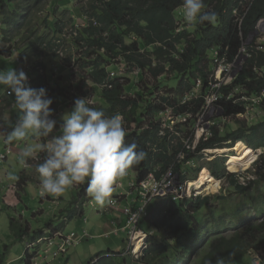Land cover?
<instances>
[{
  "label": "trees",
  "instance_id": "trees-1",
  "mask_svg": "<svg viewBox=\"0 0 264 264\" xmlns=\"http://www.w3.org/2000/svg\"><path fill=\"white\" fill-rule=\"evenodd\" d=\"M44 4V0H0L1 24L6 28L2 39L4 40L6 36L9 38L5 41L9 43V47L0 48V55L11 57L17 53L18 59L24 62L31 61L35 72L44 69V53L66 66H70L72 61L71 57L63 59L59 56L57 49L60 44L56 41L61 39L59 37L64 28L68 26L74 28L71 25L73 20L68 18V11H66L59 17L60 22L55 21L56 18L52 20L51 15H48L46 20L39 21L40 25H38L35 17L43 11ZM205 4L207 10H214L219 14L218 22L215 25L206 22L198 25L196 36L192 37L186 31L176 33L178 26L174 14L175 10L182 6V0H101L97 10L91 7L92 14L88 15L86 26L82 29L75 28L76 35H71L72 44L77 51L85 48L84 55L97 56L96 61L83 66V69L91 67L87 81L102 87L101 98L108 105V108L103 110L109 115L120 113L127 127L126 143L136 142L147 153L146 158L139 165L130 169L137 171L135 178L137 181L145 180L149 174H154L159 179L171 167L173 173L184 180L180 173L181 165L195 157H202L200 152L203 150L233 148L237 142L245 143L252 150L264 147V121L250 127L246 132L243 129H237L224 136H220V131L213 126L210 128L211 136L202 137L193 152L185 150L184 159L181 163H177L176 157L179 150L174 148L173 141L179 138L172 136L168 140L167 135H160V132L164 131L167 134L170 131L164 130L160 121L154 120V116L164 108L147 102L142 94H136V97L125 96L124 81L111 79L106 68L102 66L105 58L117 55L123 56L127 63L133 64L142 71L150 67L152 58L155 61H162L178 74L179 81L173 89V99L176 102L189 93L190 88L187 85L195 75H197L196 79L201 80L202 89L209 88V83L213 80L212 66L215 63L216 52L218 51L220 57H216L218 60L226 57L228 62L233 61L241 46V36L244 39L259 20L264 19V0H205ZM51 22L53 28H50ZM41 25L51 31L43 32ZM126 36H136L141 44L132 43L127 46L124 40ZM181 41H183V47L178 50L176 45ZM147 46H154L153 52L146 51ZM261 46L264 47V44ZM246 51L249 58L232 83L221 88V93L224 95H228L231 88L235 86H242L245 91L256 96L264 92V50L256 49L252 44L246 47ZM256 70L260 71L259 75L255 73ZM45 84L46 78L40 74L31 80L33 88H40ZM64 92L59 90L61 95ZM222 97L215 105L223 108V116L229 117L242 113V102L237 104L233 102L234 100L224 101ZM166 104L171 106L167 102ZM203 104L204 97L201 94L199 98L190 100L178 108L171 107L174 108V113L177 114L175 117H177L194 114L202 108ZM186 105H192L194 109L188 110ZM261 107L264 111V98ZM144 117L148 119L147 127L139 130L142 127L140 126L142 122L139 120ZM131 125L134 129L130 128ZM188 135L189 132L184 138L189 139ZM251 149L249 150L253 153ZM211 164V162L205 164L201 173L209 171L216 179L209 174L214 181L222 177L231 178L230 185L235 193L245 190L236 183L234 174L226 172L225 168L218 171V164ZM213 165L215 169L212 168ZM25 179L26 177L21 174L17 185L22 187ZM81 193H83L82 190ZM84 196H86L85 192ZM209 198L196 196L190 200H180L178 203L170 199L159 200L149 225L155 231H164L165 236L162 240H158L153 234L148 236L146 248L135 262L139 264H216L217 258L223 257L228 264H241L247 252L262 251L260 258L264 263V219L259 222L260 214L264 213L258 210L255 219L250 221L238 214H228L227 217L221 218L222 225L219 224L220 218H217L215 222L202 221L196 216L206 208ZM185 203L187 205L184 208ZM163 210L169 212H163ZM75 216L74 210L70 219ZM79 216L81 217L82 214ZM9 219V228L15 241L22 240V237L28 234L27 228L22 229L17 226L14 218ZM73 233L77 237L86 233L87 237L82 238L72 247L89 238L85 231ZM168 237L171 238L170 241ZM58 244L56 243V250L53 253L50 252L51 255L57 252ZM122 254V251L109 249L100 251L89 259L88 264H128L129 259ZM30 258L31 256L26 253L24 263L30 264Z\"/></svg>",
  "mask_w": 264,
  "mask_h": 264
},
{
  "label": "rangeland",
  "instance_id": "rangeland-1",
  "mask_svg": "<svg viewBox=\"0 0 264 264\" xmlns=\"http://www.w3.org/2000/svg\"><path fill=\"white\" fill-rule=\"evenodd\" d=\"M44 1L45 4L43 11L35 17V22H37L38 25H40L39 21H42L43 19L46 20V16L48 15H51L50 18L52 20H55L56 18L55 21L60 22L59 17L62 16V13L68 11V18L73 20L71 25L76 29H82L86 26L88 22V15L92 14L91 7H94L97 10L101 5V0ZM174 17L176 20V25L178 26L176 33L186 31L191 37L196 36L195 34L198 25L195 28H192L186 24L183 19L182 6L175 10ZM50 28H53L52 22L50 23ZM71 28L72 27L68 26L63 29V32L59 37L62 39V41L58 47V49L62 47L61 53L59 55L61 58H72L70 66L63 65L61 62L54 60L51 55L44 53V69L42 71L35 72L31 61L24 62L21 59L17 61V58H19L17 53H14L11 57L0 55V71H10L16 69L14 65H18L17 69H23L28 77L31 76V79L37 74L43 75L46 78V84L43 87L47 90L48 96L53 99V103L50 105V107L54 110V118L56 119H59V117L64 113L71 111L74 100L79 97H90L93 106L100 107L102 109L108 108L106 102H104L101 98L102 87L96 84H91L86 79L87 75L91 71V67L83 69V66L96 61L97 56L94 55L92 57H87L83 54L85 48L79 49L80 51H77L74 48L71 41V36L69 35ZM5 29V26L1 24L0 17L1 49H7L9 47V43L5 42L8 41V36H6L4 40L2 39L3 31ZM49 31H51V29H46L43 26V32ZM263 38L264 34L262 32H259V36L253 38V42L255 43L256 47H258V45L260 47V42L264 40ZM124 40L127 46L131 45L132 43L141 44L140 39L136 36H126ZM56 42L58 43V40ZM182 47L183 41L176 45L178 50H181ZM245 47L246 46H243L240 49V54H238L240 50L237 52V55L233 61L236 58L238 59L241 55L246 56ZM145 50L153 52L154 46H147L145 47ZM101 53L103 54V50ZM216 57L220 58L218 56V51L216 52L214 58ZM222 61L228 62L226 57H223L218 60V63H213V80L209 88L202 89V83L200 79H196L197 75H195V77L190 80V83H188L189 85H187L190 88L189 93L177 102L173 99V89L176 87L179 81L178 74L177 72L172 71L168 64H163L162 61H155V59L152 58V64L150 67L142 71L139 68H136L133 64L127 63L123 56L117 55L114 57L105 58L102 61V66L106 68V71L108 72L111 79H121L124 81L125 96L136 97V94H142L143 98L147 102L152 103L154 106L160 105L164 108L163 111L154 116V120L155 122L160 121L162 128L164 130L170 131L167 134H165L163 131L162 134L163 136L167 135L168 140H170L172 136L179 138L178 140L174 139L173 146L176 148V150H179V153L176 157V162L181 163L184 159L185 150L193 152V149L197 146L202 137L208 138L211 136V127L216 126V128L221 133L220 136H224L237 129H243L246 132L250 127L264 121V111L261 107V102L264 97L260 96L257 98L255 94L245 91L242 86H235L231 88V92L228 95L221 93V88L223 86L230 85L237 77L238 73L243 69L242 68L240 71H238L232 61L230 66L231 74L225 75V73H222V78H220L217 68L221 65L220 62ZM155 71H157V73ZM160 71H163V73H159ZM259 72V70L255 71V73H258V75ZM215 81H217V84L220 83V85H218L219 87L215 85ZM59 90H64L65 92L61 95ZM6 91L7 89L4 86H0L1 93L5 94ZM201 94L204 97V104L202 108L198 110V112L194 114L189 113V116H187V119L184 122L175 119V115L177 114L174 113L173 107L178 108V106L184 105V103L189 102L190 100L199 98ZM213 95H218L220 99L223 95L222 99L224 101L234 100V103L242 102V113L229 117L223 116V108L219 105L209 102ZM11 97L13 98L14 96ZM166 102L173 107L168 106ZM143 104L144 103H142V105ZM186 107L188 110L194 109L192 105H186ZM12 108H14L13 102L6 100H2L0 102V113H2V116H0V154H6L5 148L9 150V154L7 156L8 161L5 162L7 160L6 159L5 161L0 162V182H5L4 188L0 190V261L3 259L4 261L8 262V264H25L23 260L25 259V242H27V240L30 242L31 240L33 241L40 237H50L52 240H59L61 242L65 237L64 234H71L73 232L78 233V230H75L77 223H69L66 228V224L71 220L70 216L74 210L77 214H80L81 208L82 210L84 209V216L80 220L83 222L85 220L87 223L89 218L87 212L93 211L94 208H98L99 206L95 204V202L86 192L87 181L84 184L72 187L63 196L58 198L52 196L41 197L39 195V176L35 171V167L36 164L40 162V160L29 159L27 162H22L20 154L8 148L12 143H14L15 147L22 151V149L26 146V143L30 141H14L12 143H4L3 141L4 139L2 136L4 135L6 137L7 133L11 131L12 126H14L16 119L18 118L17 110L14 108L12 112ZM139 121L142 122L140 125L142 127L139 130L145 129L147 127L146 123L148 122V119L144 117ZM130 128L134 129V126L131 125ZM188 132L189 139L191 138L190 141L188 138H184ZM56 134H58V126ZM236 145L233 148H223L219 152H211L213 149L203 150L200 152L202 157H195L189 162L183 163L181 165L180 173L184 180L180 179V182L185 186L186 181L189 180L191 182L199 179L200 175L204 173H201V171L205 168V164L211 162L212 164H218V171H221L223 168H225L226 172L234 174L236 183L245 188L244 191L235 193L233 191V187L230 185L231 178L222 177L220 180L218 179L215 181L220 185L216 193L202 194L198 191H195L197 196L210 197L209 203L205 206L206 208H204L196 216L202 221L212 220L215 222L217 218H220L219 224H221V218L227 217L228 214H238L250 221V219H255L258 210L264 213V147H259L255 150H252L244 143L245 150L256 157L252 163L246 167L241 166L231 169L229 161L232 158H235L236 160L238 159L240 162L243 161L242 163H246L241 157L238 156V154H236ZM178 146H180V148ZM247 147L251 149L253 153ZM42 156L43 154H41V160ZM212 168L215 169V165H213ZM170 173L172 175L176 174L173 173L172 167L163 173L160 178L164 176L168 177ZM205 173H207V175L210 177L211 173L209 171H205ZM21 174L23 177L25 176L26 179L24 182H22V187H19L17 185V181ZM136 174L137 171L129 170L128 175L125 176V179H123L125 190L128 189V181H134ZM9 177H14V179H10ZM154 178V174H149L144 181L153 184ZM188 185L189 183L187 184V189ZM81 190L83 193H81ZM84 192L86 196H84ZM114 193L117 194L113 195L112 197L118 196L117 191H114ZM184 194L185 196L180 198H176L173 194H162L153 200L149 210V217L143 220L138 227L146 235L144 239V236H142V238L138 240L141 242V248L138 246L133 247L134 241H132V249L130 251L128 250L130 238L126 231V233L121 234L120 238L115 236H111L109 238L92 237L88 234L89 238L87 240H84L74 247H71L70 250L76 248V253L79 252L82 258L80 260L81 264H88L89 259L97 252H100L101 249V251H105L108 249V245H118L119 250L124 251V254L129 251V253L124 255L127 259H129L128 264H139L135 261L140 258V253L145 248L144 245L146 238L153 234L158 240H162L165 236L164 231H155L149 225V221L152 218L154 209L158 207L157 204L160 202L159 200L170 199L172 202L176 203L183 199L190 200V198L187 197L186 190H184ZM90 199L92 204H89L86 207V204L90 201ZM23 200H25V204L22 203ZM187 203H185L184 208L186 207ZM22 210L26 212L25 215L19 213ZM163 212L169 211L163 210ZM86 216L88 218H86ZM11 217L16 220L17 226L22 229L27 228L28 230V234L23 236L22 240L20 241H15L14 237L12 241H8L9 234L12 235V232L9 228V218ZM263 219L264 214H260L259 222H261ZM28 228L30 231H32L31 235ZM91 234L97 236L96 233ZM140 234L143 235L142 233ZM136 235L139 236V234ZM122 238V244L119 245ZM168 238L170 241L171 238ZM43 248L44 245L42 244L39 248L40 258L37 259L38 261H41L45 256ZM35 249L36 252H38V248ZM33 250H30V252H32L31 254H27L30 256H35L36 252L33 253ZM109 250L116 251L114 249ZM53 252L54 250L51 251V253ZM73 254L74 253H72V255ZM261 254L262 251L259 253L249 251L245 255L241 264H264L260 258ZM59 262L60 264L67 263L64 259H61ZM78 263L79 260L77 262L72 261L69 264Z\"/></svg>",
  "mask_w": 264,
  "mask_h": 264
},
{
  "label": "clouds",
  "instance_id": "clouds-1",
  "mask_svg": "<svg viewBox=\"0 0 264 264\" xmlns=\"http://www.w3.org/2000/svg\"><path fill=\"white\" fill-rule=\"evenodd\" d=\"M182 7L183 19L192 28L205 22L210 25L218 22L219 14L214 10H207L205 0H182ZM19 60L17 58V61ZM31 80V76L28 77L23 69L0 71V86H4L8 94L14 96L13 107L19 114L5 140L7 143L30 141L26 143L20 156L22 162H27L29 159L40 160L35 167L39 176V195L58 198L72 187L87 181L86 192L97 206H110L113 199H118V205L110 207H117L123 203L121 206L123 216L124 206L135 207L137 205L136 195L130 184L141 181L129 180L126 193L112 197L115 186L119 185L117 184L119 180L128 175L130 169L139 165L147 156V153L136 142L126 143L127 127L124 117L120 113L109 115L102 108L93 106L90 97H79L74 100L71 111L56 119L54 110L50 107L53 99L48 96L44 87H31ZM262 93L257 98L264 97ZM184 115L189 116V114ZM57 126L58 134H56ZM8 154L9 150H6V154L0 155H5L6 160ZM41 154H43L42 160ZM9 178L14 179V177ZM189 182V180L186 181V189ZM189 192H191L189 198L197 196L194 190ZM125 197H129V201L123 202ZM152 202L153 200L148 206V215L137 226L138 233L144 236L143 239L146 235L138 227L143 220L149 217ZM124 221L125 229V217ZM125 230L128 234V230ZM129 238L131 241L132 236ZM130 241L129 251L132 249ZM51 242L55 240L50 237H40L25 243L26 251L38 248L35 256L31 255L29 259L30 264H45L44 261L37 260L40 257L39 248L42 244L49 246ZM144 246L146 248V241ZM69 249L60 253L57 251L55 252L57 255L54 256L44 248L43 259L51 261ZM129 251L125 254L122 251V256ZM216 264H228V261L223 257H218Z\"/></svg>",
  "mask_w": 264,
  "mask_h": 264
},
{
  "label": "built area",
  "instance_id": "built-area-1",
  "mask_svg": "<svg viewBox=\"0 0 264 264\" xmlns=\"http://www.w3.org/2000/svg\"><path fill=\"white\" fill-rule=\"evenodd\" d=\"M259 26V27H257ZM259 32H262L264 34V19H261L257 25L254 27V29H252L250 32H248V34L244 37V39L241 36V46L239 48V50L243 47V46H251L252 44L255 46L256 49L259 50H264V47L261 46L262 44H264V40L260 42V47L258 45V47H256L255 43L253 42V38L259 36ZM69 35H76V31L75 28H71V32H69ZM264 39V38H263ZM61 39L58 40V43H61ZM245 47V49H246ZM61 49L62 47H60V49H57V53L60 55L61 53ZM238 50V51H239ZM241 53V50L239 51L238 54ZM245 55H241L238 59L236 58L233 61V64H235L237 70H241L243 65L245 64V61H247L248 58V54L247 51H245ZM215 63H218V58H215ZM221 65L217 68V71L219 73V77L222 78V73H225V75H230L231 74V62H220ZM242 65V66H241ZM42 71V70H40ZM29 81V80H28ZM215 85H220V83L217 84V81H215ZM212 83H209V87ZM6 96H11L8 94V90L5 92ZM262 95L264 96V92L262 93ZM219 96L218 95H213L211 97V99L209 100L210 103H217L219 102ZM175 119L179 120V121H186L187 116L186 115H182V116H177L175 117ZM174 119V120H175ZM160 134L162 135L163 132H160ZM5 160V155H0V161ZM177 178V179H176ZM130 187L133 189L135 195H136V201H137V205L135 207L131 206V205H127L123 207V216L126 218V225H125V229L128 230V234L129 236H132V239L130 241V244L132 243V240L136 237V234L139 232V230L137 229L138 223L146 218V216L148 215V206L150 204V202L152 200H154L157 196L162 195V194H173L176 198H180L185 196L184 194V190H186L187 193V197L191 196V192H189L186 189V186L180 182V178L177 174H169L168 177L164 176L162 178L157 179V177H155L153 179V184L148 183L146 181H141L139 183H131ZM119 200L118 199H113L112 203L110 206H116L118 205ZM65 236V235H64ZM87 237V234L84 233L83 236L81 237H77L74 233H71L67 236L64 237V239L60 242L59 240H56L55 242H51L49 243V245L52 244H58V252L60 253L61 251L72 247L74 244L78 243L82 238ZM31 247V246H29ZM57 253H54V256H56Z\"/></svg>",
  "mask_w": 264,
  "mask_h": 264
},
{
  "label": "crops",
  "instance_id": "crops-1",
  "mask_svg": "<svg viewBox=\"0 0 264 264\" xmlns=\"http://www.w3.org/2000/svg\"><path fill=\"white\" fill-rule=\"evenodd\" d=\"M14 66L16 68L18 67V65H14ZM2 100L14 102V97L12 98L11 96H6L5 94H3V93L0 92V102ZM13 110H14V108H12V112H13ZM2 137L4 139L3 140L4 143H6L5 136L3 135ZM8 148L12 149L14 152H18L19 154L21 153V150H18L15 147L14 143H12ZM5 149L7 150V148H5ZM7 161H8V159L5 162H7ZM123 179H125V178H123ZM123 179L122 180H119L117 182V184H119L118 186L117 185L115 186V191L118 192V196L124 195L126 193V191L128 190V189L125 190L124 183H123ZM4 184H5V182H0V190L2 188H4ZM128 184H127V187L129 188ZM116 194L113 193V195H116ZM125 201H129V197H125L124 200H123V202H125ZM22 203L25 204L26 203L25 200H23ZM19 204H21V203H19ZM89 204H92L91 199L86 204V207ZM122 205H123V203L120 206H117V207H110V206L107 205V206H104V207L94 208L93 211H88L87 214H88L89 218L86 216V218H88L87 223H86V221L83 222L82 220H80L84 216V213H85L84 212V209H83L82 212L80 213V214H82V216L80 217L79 214L76 213V216L73 219H71L66 224V228H67V226H68L69 223H77V225L75 227V230H78V232H82V231L84 232L85 231V232H87L92 237L109 238L111 236H115L117 238H120V236H121L122 233H126V230L124 229V224H125L124 217L121 214V211H122L121 206ZM19 213L25 215L26 212L24 210H22ZM73 227H74V224H73ZM31 232L32 231H30V229H29L30 235H31ZM91 233H94V234L96 233L97 236L92 235ZM80 234H82V233H80ZM26 235H24V236H26ZM12 240H13V236L11 234H9L8 241L10 242ZM122 240H123V238L121 239L119 245L122 244ZM4 242H5V240H4ZM27 242H28V240H27ZM44 248H45V250L49 251V253H50L52 250H54V251L56 250L57 245L55 243L52 244V245H49V246L47 244H44ZM108 249H114L116 251L117 250L120 251L118 245H108ZM8 251H9V249H8ZM33 251H34L33 253H35L36 252V249H34ZM26 253L31 254L32 252H30V250L29 251H26L25 250V255H26ZM72 253H74V254L72 255ZM38 258H40V257H38ZM61 259H64L67 262L66 264H69L72 261L77 262L78 260H79V263L78 264H81V261L80 260L82 258H81L80 253L79 252L76 253V248H74L73 250H70V249L67 250L61 256H59L58 258H56L54 260H51L50 261V260H47V259H43L42 258L41 261H44L45 264H60L59 261ZM0 264H8V262H6V261H4L2 259V261H0Z\"/></svg>",
  "mask_w": 264,
  "mask_h": 264
},
{
  "label": "bare ground",
  "instance_id": "bare-ground-1",
  "mask_svg": "<svg viewBox=\"0 0 264 264\" xmlns=\"http://www.w3.org/2000/svg\"><path fill=\"white\" fill-rule=\"evenodd\" d=\"M214 62V61H213ZM217 78V77H216ZM215 78V79H216ZM217 80V79H216ZM201 81V80H200ZM216 84V83H215ZM111 86V85H110ZM218 86V85H217ZM107 87V85H106ZM209 87V86H208ZM213 87V86H212ZM219 87V86H218ZM101 88V87H99ZM198 90V89H197ZM211 90V89H210ZM219 90V89H218ZM215 91V90H214ZM221 95V94H220ZM218 103V102H217ZM236 154H238L239 157H241L246 163H242L240 162V160H236L235 158H232L230 161H229V165H230V168L231 169H234V168H237V167H246L248 166L249 164L252 163V161L255 159V155L247 152L245 150V146L243 143H238L236 145ZM213 151H221V149H215V150H212L211 152ZM219 184L217 182H215L214 180H212L208 175L207 173H202L199 177V179L195 180V181H191L189 182V185H188V191H198L202 194H209V193H216L219 189ZM62 233V232H61ZM138 235H136V238L133 239L134 243H133V247L134 246H138L140 247L141 245V242H139L138 240H140L142 238L143 235H141L140 233H138ZM137 250V249H136ZM138 251V250H137Z\"/></svg>",
  "mask_w": 264,
  "mask_h": 264
},
{
  "label": "water",
  "instance_id": "water-1",
  "mask_svg": "<svg viewBox=\"0 0 264 264\" xmlns=\"http://www.w3.org/2000/svg\"><path fill=\"white\" fill-rule=\"evenodd\" d=\"M239 71H240V70H239ZM234 73H235V72H234ZM234 73H233V74H234Z\"/></svg>",
  "mask_w": 264,
  "mask_h": 264
}]
</instances>
